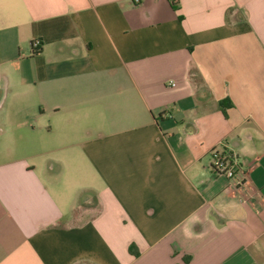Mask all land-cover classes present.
Returning a JSON list of instances; mask_svg holds the SVG:
<instances>
[{
  "label": "crops",
  "instance_id": "1",
  "mask_svg": "<svg viewBox=\"0 0 264 264\" xmlns=\"http://www.w3.org/2000/svg\"><path fill=\"white\" fill-rule=\"evenodd\" d=\"M0 264H264V0H0Z\"/></svg>",
  "mask_w": 264,
  "mask_h": 264
},
{
  "label": "built area",
  "instance_id": "2",
  "mask_svg": "<svg viewBox=\"0 0 264 264\" xmlns=\"http://www.w3.org/2000/svg\"><path fill=\"white\" fill-rule=\"evenodd\" d=\"M137 2L138 0H135V3ZM32 48H40V41L35 40ZM210 167L216 175H222L229 180L235 181L236 186L242 185L246 180L242 166L238 163L234 156L223 149H215L211 152Z\"/></svg>",
  "mask_w": 264,
  "mask_h": 264
},
{
  "label": "trees",
  "instance_id": "3",
  "mask_svg": "<svg viewBox=\"0 0 264 264\" xmlns=\"http://www.w3.org/2000/svg\"><path fill=\"white\" fill-rule=\"evenodd\" d=\"M31 46L33 47V42L31 43ZM39 49V48H38ZM32 54L34 55V54H37V52H35V51H32Z\"/></svg>",
  "mask_w": 264,
  "mask_h": 264
}]
</instances>
